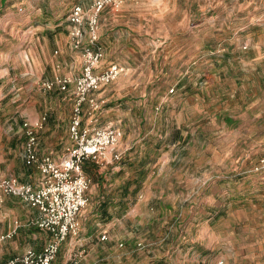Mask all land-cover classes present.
I'll list each match as a JSON object with an SVG mask.
<instances>
[{
	"label": "rangeland",
	"instance_id": "1",
	"mask_svg": "<svg viewBox=\"0 0 264 264\" xmlns=\"http://www.w3.org/2000/svg\"><path fill=\"white\" fill-rule=\"evenodd\" d=\"M93 1L54 0V10L62 3L90 9ZM132 3L117 23L142 54L129 61L134 73L125 71L109 85H127L128 76L124 98L105 99L103 107L147 100L156 118L146 128L155 126V133L164 130L162 120L174 117L188 135L187 153L176 165L184 174L177 191L184 202L172 221L142 222L141 234L115 238L101 258L106 264H264V0L123 5ZM160 179L155 187L161 189L151 188L150 196L169 191ZM105 235L101 243L108 245ZM77 242L64 243L59 264L82 248Z\"/></svg>",
	"mask_w": 264,
	"mask_h": 264
},
{
	"label": "crops",
	"instance_id": "2",
	"mask_svg": "<svg viewBox=\"0 0 264 264\" xmlns=\"http://www.w3.org/2000/svg\"><path fill=\"white\" fill-rule=\"evenodd\" d=\"M74 6L62 3L54 10V0H0V177L13 176L33 186L41 182V173L35 167H27L24 161L26 122L34 125L42 121V128L36 131L40 156H51L58 162L65 157L70 144L75 84L73 82L66 92L59 87L44 91L41 85L57 77L75 81L81 74L82 54L74 51L70 43L68 17ZM46 7L50 10L47 13L44 12ZM133 7V3L125 4L119 12L110 7L102 12L100 45L104 58L97 72L117 64L124 67L126 73H134L129 61L132 56H141L139 43L129 34L120 32L117 23L124 15L121 12ZM128 79V76L123 79L127 85H105L93 95L101 104L99 110L93 111L90 105H85V127L122 132L116 149L122 157L119 161L113 160V153H108L103 166L92 161L84 164V171L93 183L88 192L89 203L79 215L78 236L66 240L78 239V246L82 248H78L72 259L69 253L70 260L66 264L73 259H78L79 264L87 261L104 264L105 257L101 256L108 247H115V238L128 240L136 235L135 231L141 234L147 227L141 225L142 222L152 225L155 221H172L182 208L184 199L177 191L184 174L179 175L176 165L182 163L181 158L187 153V133L175 123L173 116L162 120L166 123L164 130L158 128L155 133L154 126L148 132L147 122L156 116L154 104L147 100H125L117 109L103 107L105 99L112 102L116 95L124 98L125 89L131 88ZM198 174L201 176L200 171ZM158 178L168 184L169 191L165 188L163 197L150 196L149 191L154 189ZM155 189L161 188L156 186ZM39 217L38 209L0 191V239L14 232L12 238L0 240V264L30 249L43 250L49 234L37 227ZM113 229L115 234H112ZM105 233L112 240L108 245L101 243ZM64 243L60 252L67 249ZM72 248L70 252L74 251V246ZM83 253L87 255L83 257ZM91 253L98 254L97 260L86 259ZM53 264H59L58 257Z\"/></svg>",
	"mask_w": 264,
	"mask_h": 264
},
{
	"label": "built area",
	"instance_id": "3",
	"mask_svg": "<svg viewBox=\"0 0 264 264\" xmlns=\"http://www.w3.org/2000/svg\"><path fill=\"white\" fill-rule=\"evenodd\" d=\"M136 1L138 0H95L90 9L78 4L69 14L70 43L72 49L80 52L83 57L81 74L75 81L57 77L41 85L44 91L59 87L62 92H66L73 82L75 84L69 125L70 144L65 150V157L58 162L51 156H40L36 131L42 128V121L34 125L26 122L24 161L27 167H35L41 173V182L38 186H33L22 183L13 176L0 177V191L19 197L39 210L40 217L36 225L49 234V240L41 252L30 249L5 264H53L62 244L68 238L78 236V218L89 203L91 180L84 171V164L92 161L103 166L108 153H113V160L119 161L122 157L116 150L123 136L122 132L113 128L85 127V105H90L93 111L99 110L101 104L93 95L103 86L115 82L125 72L124 67L117 64L97 72L104 58V49L100 45V16L107 7L118 11L124 3ZM13 236L14 232H11L0 240ZM107 239L106 235L101 237L102 241ZM70 264H79V260L73 259Z\"/></svg>",
	"mask_w": 264,
	"mask_h": 264
}]
</instances>
